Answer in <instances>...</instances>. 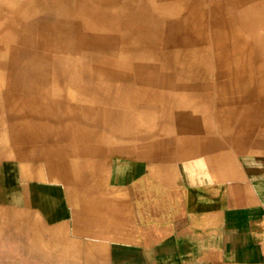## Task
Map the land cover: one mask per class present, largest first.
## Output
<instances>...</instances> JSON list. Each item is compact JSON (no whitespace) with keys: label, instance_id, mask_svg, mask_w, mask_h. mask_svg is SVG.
Masks as SVG:
<instances>
[{"label":"rangeland","instance_id":"1","mask_svg":"<svg viewBox=\"0 0 264 264\" xmlns=\"http://www.w3.org/2000/svg\"><path fill=\"white\" fill-rule=\"evenodd\" d=\"M58 102L62 144L107 165L263 159L264 0H0V161L33 128L27 104ZM4 186L0 264H43L42 225Z\"/></svg>","mask_w":264,"mask_h":264},{"label":"crops","instance_id":"2","mask_svg":"<svg viewBox=\"0 0 264 264\" xmlns=\"http://www.w3.org/2000/svg\"><path fill=\"white\" fill-rule=\"evenodd\" d=\"M36 105L0 184L11 208L40 221L43 264H264V158L159 153L155 167L142 156L107 165L97 147L62 144L59 102Z\"/></svg>","mask_w":264,"mask_h":264}]
</instances>
